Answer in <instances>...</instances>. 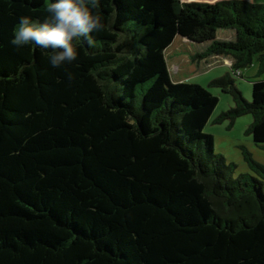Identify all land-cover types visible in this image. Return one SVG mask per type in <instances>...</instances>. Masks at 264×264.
<instances>
[{"label":"trees","instance_id":"16d2710c","mask_svg":"<svg viewBox=\"0 0 264 264\" xmlns=\"http://www.w3.org/2000/svg\"><path fill=\"white\" fill-rule=\"evenodd\" d=\"M50 2L0 0V264H264V167L243 151L255 177H234L204 132L217 96L166 55L182 38L232 61L216 122L250 115L264 149V3L98 0L104 26L53 68L10 43ZM254 63L248 102L234 78Z\"/></svg>","mask_w":264,"mask_h":264},{"label":"rangeland","instance_id":"374dc122","mask_svg":"<svg viewBox=\"0 0 264 264\" xmlns=\"http://www.w3.org/2000/svg\"><path fill=\"white\" fill-rule=\"evenodd\" d=\"M181 3H215L222 0H179ZM251 3H264V0H246ZM221 40H229V33L220 34ZM182 39H175L167 52L168 67L171 78L174 82H187L198 84L207 89L210 93L217 96L218 104L215 107L210 119L204 127V132L214 137V153L221 155L227 164L235 165L234 177L241 174L251 175L254 173L245 161L243 151L258 164L264 167V149L257 147L251 135L246 131L252 122L250 115L241 116L230 124V120L223 119L216 122L219 117L226 113L232 106V98L221 92L219 88L209 87V83L230 72L232 61L225 57L217 56L207 64L200 65L199 59L194 57L199 50L195 44H185ZM257 64L254 63L246 69H242L244 78L235 77L234 82L238 90L242 93L245 100L252 101L251 81L257 72ZM264 79V73L260 76ZM264 192V188H263Z\"/></svg>","mask_w":264,"mask_h":264},{"label":"clouds","instance_id":"9594fccd","mask_svg":"<svg viewBox=\"0 0 264 264\" xmlns=\"http://www.w3.org/2000/svg\"><path fill=\"white\" fill-rule=\"evenodd\" d=\"M97 3L98 0H51L44 22L27 15L18 17L10 43L17 48L31 44L49 50L53 68L71 64L78 55L74 40L89 38L104 26L101 17L92 10Z\"/></svg>","mask_w":264,"mask_h":264},{"label":"crops","instance_id":"0c3cea01","mask_svg":"<svg viewBox=\"0 0 264 264\" xmlns=\"http://www.w3.org/2000/svg\"><path fill=\"white\" fill-rule=\"evenodd\" d=\"M182 39V38H181ZM182 41H186L185 39H182ZM185 44H190L188 41H186L185 42ZM171 47V46H170ZM170 47H169V49H170ZM168 49V50H169ZM168 50H167V52H168ZM167 52H166V55H167ZM197 54H199V52L197 53ZM194 57H195V55H194ZM213 58H215V57H212V58H209V59H207V60H199V63H201L200 65H204V64H207L210 60H212ZM169 68V67H168ZM170 71V70H169Z\"/></svg>","mask_w":264,"mask_h":264}]
</instances>
